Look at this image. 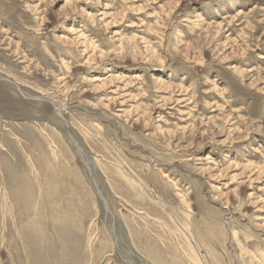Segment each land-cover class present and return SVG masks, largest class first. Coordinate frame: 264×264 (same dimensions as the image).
<instances>
[{"label":"rangeland","instance_id":"374dc122","mask_svg":"<svg viewBox=\"0 0 264 264\" xmlns=\"http://www.w3.org/2000/svg\"><path fill=\"white\" fill-rule=\"evenodd\" d=\"M0 264H264V0H0Z\"/></svg>","mask_w":264,"mask_h":264},{"label":"bare ground","instance_id":"6f19581e","mask_svg":"<svg viewBox=\"0 0 264 264\" xmlns=\"http://www.w3.org/2000/svg\"><path fill=\"white\" fill-rule=\"evenodd\" d=\"M217 28V27H216ZM73 143L78 147V150L80 151V153L82 152L81 151V148L77 145L76 141H73ZM90 170V169H89ZM96 185V184H95ZM143 188V187H142ZM147 191V190H146ZM150 193V192H149ZM152 196V195H151ZM156 200V199H155Z\"/></svg>","mask_w":264,"mask_h":264}]
</instances>
